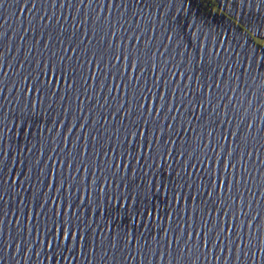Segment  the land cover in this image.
Instances as JSON below:
<instances>
[{
  "label": "water",
  "instance_id": "water-1",
  "mask_svg": "<svg viewBox=\"0 0 264 264\" xmlns=\"http://www.w3.org/2000/svg\"><path fill=\"white\" fill-rule=\"evenodd\" d=\"M241 23L251 25L247 33ZM135 37L141 39L138 49ZM261 38H264V0H248L247 3L245 0H0V129H3L0 153H4L0 159V264H23L25 256L28 264H40L46 255V252L41 253L39 260L35 244L32 252L27 253V241L32 237H28L26 229L28 214H33L35 224V214L41 212L35 192L49 179L35 171V159L40 158L41 164L51 166L50 156L61 160L67 158L69 163L75 161L76 168L83 162L97 180L102 176L115 179V184L112 179L108 180L107 200L101 196L100 207L102 210L107 208V214L93 216L87 206L80 210L92 230L87 232L88 248L84 254L81 255L79 249L71 253L75 257L72 264H171L173 260L176 264H223L224 256L229 259V264H264V43ZM149 42L151 54L147 51ZM121 45L125 50L135 49L133 56L139 52L136 59L141 67L135 75L143 74L141 87L147 81L151 88L155 83L153 75L157 79L162 75L166 89L164 83H158L153 91L165 89L169 102H173L172 114L164 109L159 124H148V138L155 134L161 142L151 159L146 149L141 151L124 143L129 122L140 121V116L135 113L127 118L123 115L128 111L134 93L139 99L135 81H132L128 96L115 90L114 85L113 91L109 92L117 71L121 75H132L131 70L123 72V62L119 70L110 68V63L115 64L112 57L120 52ZM156 51L157 57H153ZM161 52L164 53L162 57ZM201 52L204 60L197 62L199 70L194 78H182L180 72L193 75L184 59L188 55L199 56ZM61 56L65 60L72 57L76 87L66 93L63 100L44 97L42 110H37L33 116L25 110L24 99L31 74L33 71L39 74L40 67L46 62ZM93 57L101 63L100 72L89 64ZM153 58L157 68L155 73ZM92 73L97 76L95 82ZM25 75L29 79L22 88L21 79ZM128 82L125 79V83ZM216 84H219L218 90ZM32 99L33 95L29 94L27 102L30 104ZM210 101L218 108L216 114L208 109ZM199 104L204 105L206 114H201ZM221 104L226 107H220ZM69 107L71 111L65 116L62 110ZM78 107L81 108L79 112L76 111ZM176 107L190 115L172 121ZM168 115L169 119H165ZM196 115L202 118L198 120ZM84 117L88 123L82 130L79 124ZM59 119L63 120L62 127L56 124ZM144 119H148L147 113H144ZM152 119L154 121L155 116ZM225 119L230 123H224ZM188 122L191 123L188 151L189 155L196 152L197 159H202L205 154L199 143L211 141L212 148L219 153L225 147V142L220 139L221 132L227 133L231 129L233 133H239L235 143L229 141L228 152L224 153L225 160L229 158L228 153H232L233 163L237 165L236 186L231 197L224 193L221 199L217 192L209 202L201 183L207 186L212 172L205 175L201 169L199 180L195 171L194 176H183L184 165L177 166L180 158H175V149L173 158L159 155L169 138L177 140L175 133L181 128L177 142V151L180 150L185 140L183 125L186 128ZM169 123L173 124V131H169ZM86 129L87 140L83 139ZM145 132L147 134V129ZM67 136L71 146L65 151L62 140ZM136 143H140L139 139ZM217 143L221 148H216ZM26 148L34 150L29 153ZM57 148L60 151L54 152ZM129 152L130 155H125ZM207 155L215 159L212 151ZM21 159L27 164L19 162ZM113 160L116 163L122 161L128 171L121 168L117 175V169L110 168ZM241 165L246 171L241 170ZM216 167L212 165L213 169ZM205 168L207 170V164ZM16 173L20 175L15 178ZM68 173L69 169L65 167V178ZM72 175L80 176L77 187L84 183L86 174L83 171L77 174L73 169ZM219 175L224 176L222 166ZM29 176L31 179L24 183V177ZM228 179H233L232 169L228 170ZM185 182L187 186H184ZM175 188H182L186 197L196 196L199 191L203 202L198 201L193 208L189 201L186 208L182 204L177 209L173 200ZM43 192L48 193L49 189L43 187ZM145 192L149 193L147 199ZM137 193L139 199H136ZM52 195L55 196V192ZM113 195L126 199L131 196L132 199L125 207L123 202L117 204ZM90 198L95 200L94 196ZM213 206L229 212L227 219L219 216L221 222L228 224H225L226 228L232 226L235 218L232 240L244 241L240 253H235L233 245L230 257L219 247L214 248L211 255L203 247L195 250V241L191 255L177 253L175 245L171 250L167 248L163 241L171 239L172 232L165 235L169 228L174 230L178 225L183 227L184 223L185 228L187 223L200 226L201 221L207 219L205 208L211 210ZM92 207L94 209L96 205ZM173 212L176 215L170 223L168 216ZM212 217L215 224L217 213L212 212ZM18 218L21 220L19 227L16 224ZM39 220L43 225L44 217L40 216ZM17 243L20 244L19 251H16ZM217 255L219 262L215 259ZM56 260L53 255L52 264H56ZM59 260L60 264H66L63 255Z\"/></svg>",
  "mask_w": 264,
  "mask_h": 264
},
{
  "label": "snow or ice",
  "instance_id": "snow-or-ice-1",
  "mask_svg": "<svg viewBox=\"0 0 264 264\" xmlns=\"http://www.w3.org/2000/svg\"><path fill=\"white\" fill-rule=\"evenodd\" d=\"M247 2L248 0H245V3ZM34 7L35 4L33 3V8ZM241 27L244 29V32L247 33L248 28L251 27V25L245 26L243 23H241ZM168 39L171 40V37H168ZM135 42L136 48L138 49L140 47L141 39L135 37ZM261 43H264V38H261ZM133 51H135V49H132L130 47L128 50H125L123 45H121L120 52L112 57V59L115 61V64L113 65L110 63V68H115L119 70L121 67V63L123 62V72L128 73V71L131 70L132 75L130 77L127 75H121L120 71H117L116 75L112 78L113 82L111 88H109V92L111 93L113 91L114 85L115 90L122 92L123 95L128 96L129 90L132 86V81H135V87L137 90H139V99L136 98V94L134 93L132 101L129 102L128 111L125 112L123 115L127 118L130 117L132 113H135V115L140 116V121L133 122L131 120L129 122V127L125 129L126 142L124 140V143L128 144L130 148H138L141 151L146 149L149 154V159H151L153 151L156 150V147L161 142L155 134L152 135L151 139L148 138V124L150 122L154 124H159V120L164 113V109L168 110V114H172L173 102H169L168 100V96L165 91L166 82H164L162 75L158 79L155 74L153 75V81H155V83H153L151 88L148 86L147 81H145L143 83V87H141V80L143 79V74H141L140 77H137L135 75V73L141 67V65L139 64V60L136 59V56H139V52H136V56H133ZM147 51L149 54H151L150 42ZM157 51L152 54L153 57H157ZM163 55L164 53L161 52L160 56L162 57ZM181 56H183V53H181ZM184 60L189 64V70L193 73V75L188 76L187 72H180V76L182 78H187L191 80L194 78L195 72L199 70L196 65L198 61L203 62L204 54L201 52L200 55L196 57L188 55L187 58ZM89 64L94 66L97 72H100L101 63L97 62L94 57L91 61H89ZM152 64L154 65L153 72L155 73L157 71V68L155 67L154 58ZM80 67L82 68L83 65H80ZM180 67L182 68L183 64H181ZM102 74L103 73L101 72V75ZM34 75L35 79H33ZM75 75L76 73L73 68L71 56H69L67 60H65V58L61 56L57 59L46 62L42 67H40L39 74L33 71V73L31 74V81L28 87L24 90V99L26 100L25 110L30 111L31 114L35 116L37 110H42V101L44 97L48 98L49 96H51L52 99L60 97V99L63 100L65 98V94L68 93L70 90L75 89L76 87L75 80L73 79ZM96 78L97 76L92 73L93 82L96 81ZM117 78H119V83H116ZM28 79V75H25L21 79L23 81L22 88L24 87V83L28 81ZM125 79H127L129 82L125 83ZM158 83H164L165 89H160L154 92L153 89L156 88ZM215 88L218 90L219 84H216ZM178 90L179 89H177V91ZM29 94L33 95V99L30 104L27 102ZM17 95L19 96V92L17 93ZM209 95L211 96V87L209 88ZM36 97H40L41 99L38 101ZM133 104L135 105L134 108L132 107ZM145 105H147V108H145ZM17 107H19V104ZM197 107L200 109L202 115L206 114L207 110L205 109L203 104H199ZM220 107L226 106L221 104ZM208 109H211L213 114H216L218 112V108H214L211 101L208 103ZM70 111V107L63 108L62 113H64V115L66 116ZM76 111H81V108L78 107ZM193 111L196 113V108H193ZM144 113H147V120L144 119ZM175 113V116L171 115L172 121H176L178 117L183 119L184 115H190L188 114V111L181 112L180 107H176ZM153 116H155L154 121L152 119ZM196 117L198 120L202 118V116L197 115ZM226 117L227 116H225V118ZM165 119H169V115L168 117H165ZM87 123L88 119L86 117L82 118L81 123L79 124V128L84 130ZM217 123H219V121H217ZM224 123H230V121L225 119ZM56 124L62 127L63 120H56ZM190 124L191 123L188 122L186 128L183 125V133L185 134V140L182 142L180 150L177 151V142L180 136L181 128L180 132L175 133V135L177 136V140L169 138L167 145L164 147L163 152L159 153V155L161 157L167 155L170 158H173V150L175 149V158H180L179 164L177 166H179L180 164L184 165V167L181 169L183 176H194L193 173L195 171V176L199 180L201 179L199 175V173H201V169H203L202 173H204L205 175H208L209 172H212L213 175L209 176L207 186L201 183V186L205 187L204 195L209 197V202H211L212 197L217 192L221 194V199L224 198V193H227L228 196L231 197L236 186L235 175L237 165L233 163V159L235 157L232 153H228L229 158L227 160H225L224 153L228 152L226 145L229 143L230 140L231 142L235 143L236 139L239 136V133H233L231 129H229L227 133H224L223 131L221 132L220 139L225 142L223 152L218 153L215 149H213L211 141H209L208 144H204L202 142L199 143V148L205 149V154L202 159H197L196 152H192V154L189 155L188 151V148L190 147L188 143V129ZM161 127H163V125H161ZM87 129L84 131L83 136V139L85 140H87L89 137V134L86 135ZM145 129H147V134L145 132ZM168 129L169 131L174 130L172 123L168 124ZM8 130L10 131L11 129ZM2 131L3 129H0V132ZM47 131L51 132V130ZM68 131L71 132L72 128H68ZM195 135L196 133L193 134V136ZM210 135H214V133ZM48 139L49 141H51L52 137L49 136ZM137 139H139L140 141L139 144L136 143ZM197 139L199 140V137H197ZM62 143H64V150L67 151L68 148L71 146V140H69V136L64 137ZM216 148H221V145L217 143ZM25 150L29 153H32L34 149L26 148ZM53 151L57 152L60 151V149L57 148ZM208 151H212L213 157H215V159H212L207 155ZM42 154L43 152H41V155ZM130 154V152L125 153V155ZM85 155H87L86 149ZM3 156L4 153H0V159H3ZM141 158L143 157L141 156ZM48 160L52 161L51 166H49L48 163L41 164L40 158L35 159V171L38 172L41 177L47 176L49 179L45 185H43L39 190L35 192V198L37 199L38 206L41 208V212L38 215L35 214L36 223L33 224V214H28L27 216L28 226L26 231L28 237H32L27 241V253L32 252L33 245L35 244V254L38 259L41 256V253L46 252L44 259H39L40 264H52L53 255L57 257L56 264H60L59 257L61 255L64 256L66 264H72V261L73 259H75V257H72L71 253L76 249H79L81 255L84 254L85 250L88 248L87 232L92 230V226L89 223V220L86 218V216H81L80 210L87 206V209L93 213V216L107 214L108 209L104 208L102 210L100 207L101 196H104V199L107 200L108 180L112 179V183L115 184V179L112 177L105 178L102 176L100 180H97L95 174L91 173L89 168L85 166L83 162L81 163L79 168H76L75 161L69 163V160L67 158L61 160L59 158H54L50 156L48 157ZM19 162L25 165L27 164V161H23L22 159ZM107 162L108 161L106 158V163ZM205 164H207V170L205 168ZM213 164L217 166L216 169L212 168ZM41 165L44 166L41 167ZM221 166L223 168L224 173L223 178H221L219 175V170ZM65 167L69 169V173L66 178L63 174ZM240 167L242 171H246V169L243 168V165H241ZM57 168H59V172L57 171ZM110 168L117 169V175L119 174V170L121 168H123L126 172L128 171V166L125 165L122 161L120 163H116V161L113 160L110 163ZM73 169H75L77 174H79L81 171L86 174L84 177V183L81 184L79 187H77L76 181L80 180V176H73ZM229 169H232L233 179L231 180L228 179ZM29 171L31 172L32 169H29ZM97 171H99V169H97ZM19 175L20 173H16L15 178ZM15 178L13 179L14 184L16 182ZM30 179V176L24 177L23 182H28ZM89 180H91L90 184ZM242 182L243 181L241 180V183ZM37 183L39 184L40 181L37 180ZM120 186H123V184L121 183ZM184 186H187V182H185ZM43 187H47L49 189V192H43ZM192 187H196L195 183L192 184ZM53 192H55V196L52 195ZM73 192L76 193L75 196H73ZM148 195V192L144 193L145 199H147ZM91 196H94L95 200H92L90 198ZM139 196L140 194L137 193L136 199H139ZM41 197L43 199H41ZM113 199L117 200V204L123 202L126 207L128 200L132 199V197L129 196L126 199L123 196L117 198L113 195ZM173 200L174 203L177 205V209H179L180 205L182 204L185 205L186 208L189 201H191L193 208L196 207L198 201L203 202L199 191H197L196 196L189 195L186 197L184 195V192L182 191V188H175L173 193ZM76 201H79V204H77ZM93 204L96 205L94 209L92 207ZM225 206L227 205L225 204ZM229 211H231V209H229ZM205 212L207 213V219L202 220L200 226L194 224L190 225L187 223V228H185L184 223L183 227L178 225L177 228L174 230L169 228L165 232V235L167 237V232H172L171 239L169 240L166 238L163 241L164 244H167V248L171 250L172 245H175L177 253L191 255L194 251L192 244L193 241H195V250H199L201 247H203L206 248L208 250V253H210L211 255L212 250L214 248L219 247L220 251L227 253L228 257H230L233 252V245H235V253H240L241 245L244 246V241L239 238L236 241L232 240V235L235 234V218H233L232 226H228L226 228L225 224L227 223L221 222L219 219L220 215H223L226 219L229 216V212H225L223 207L216 208L215 206H213L211 210L205 208ZM212 212L217 213V219L215 224H213ZM175 215L176 213L173 212L171 216H168L170 223L173 222L172 216ZM40 216L44 217L43 225L40 224ZM185 216H187V212H185ZM176 218L179 219L178 216ZM16 224L17 227L21 225V220L19 218L17 219ZM193 229H195V240L193 239ZM225 233H228V235H225ZM218 241L220 242L219 245L217 243ZM19 248L20 244L17 243L16 251H19ZM65 253H67V255H65ZM93 254H95V249H93ZM168 254L169 253H167V255ZM215 259L217 262H219V255H217ZM23 264H28V258H26V256ZM171 264H176V262L173 260ZM223 264H229V259L226 260L225 256Z\"/></svg>",
  "mask_w": 264,
  "mask_h": 264
}]
</instances>
